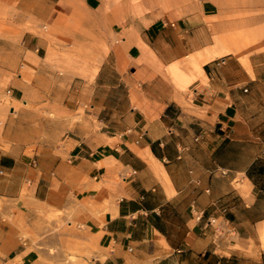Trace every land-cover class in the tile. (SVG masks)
Masks as SVG:
<instances>
[{
	"label": "crops",
	"instance_id": "0c3cea01",
	"mask_svg": "<svg viewBox=\"0 0 264 264\" xmlns=\"http://www.w3.org/2000/svg\"><path fill=\"white\" fill-rule=\"evenodd\" d=\"M250 2L0 0V264H264Z\"/></svg>",
	"mask_w": 264,
	"mask_h": 264
},
{
	"label": "rangeland",
	"instance_id": "374dc122",
	"mask_svg": "<svg viewBox=\"0 0 264 264\" xmlns=\"http://www.w3.org/2000/svg\"><path fill=\"white\" fill-rule=\"evenodd\" d=\"M258 2H259L258 5L260 10L264 12V0H258ZM222 3L225 4V6L227 5L233 7L236 6L244 7V6H249L251 4L250 0H222ZM263 28L264 26L261 27L259 30L262 31ZM237 37L239 41H241L244 45H257V43L253 42L251 34H249L246 31L245 32L241 31V33L237 34ZM10 104H11V96L7 94V89L6 90L0 89V107L9 106ZM68 260H70V258H68Z\"/></svg>",
	"mask_w": 264,
	"mask_h": 264
}]
</instances>
